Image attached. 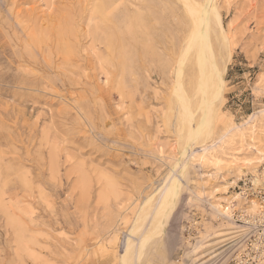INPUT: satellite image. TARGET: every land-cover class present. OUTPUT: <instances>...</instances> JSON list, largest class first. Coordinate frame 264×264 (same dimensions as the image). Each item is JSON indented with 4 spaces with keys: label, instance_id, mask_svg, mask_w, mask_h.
I'll use <instances>...</instances> for the list:
<instances>
[{
    "label": "rangeland",
    "instance_id": "rangeland-1",
    "mask_svg": "<svg viewBox=\"0 0 264 264\" xmlns=\"http://www.w3.org/2000/svg\"><path fill=\"white\" fill-rule=\"evenodd\" d=\"M217 3L231 36L229 49L215 42L219 62L231 55L211 140L220 175L191 159L142 264H203L202 238L238 225L210 203L251 186L248 174L223 191L253 136L264 144V0ZM191 22L182 0H0V264H120L135 213L180 155L175 67ZM258 172L264 185V162Z\"/></svg>",
    "mask_w": 264,
    "mask_h": 264
},
{
    "label": "bare ground",
    "instance_id": "bare-ground-1",
    "mask_svg": "<svg viewBox=\"0 0 264 264\" xmlns=\"http://www.w3.org/2000/svg\"><path fill=\"white\" fill-rule=\"evenodd\" d=\"M182 2L192 21L190 31L182 45L179 62L175 67L176 79L173 94L177 105L178 141L182 144V148L179 150L180 155L177 163L172 166L166 178L140 204L135 213L124 235L121 247H119L121 248L120 264H142L150 242L155 238H164L166 228H168L166 226L169 225V220L173 219L170 217L175 214L173 211L181 199L184 181L189 176L191 159L199 162L201 166L211 165L215 170L211 178L217 179L221 171L220 155L218 157L216 153L212 152L219 141L211 140L214 135L215 114H217L215 106L224 92L225 73L231 55L228 54L227 61L219 62L215 42H219L221 50L229 49L231 36L229 37L225 29L217 0H182ZM221 50L220 52H222ZM220 58L222 59V57ZM190 59L192 62L190 65L192 75L189 76L191 92L185 86V71ZM249 147L253 155L241 158L239 162L236 161L237 179L224 183L223 191L226 195L229 194L230 186H234L237 180H241L248 174L253 176L252 185L254 188L261 186L260 180L263 179V176L259 174L258 167L260 163L264 162V144L258 146L253 136ZM217 191L219 189L212 191V195ZM197 196L203 199L204 194L198 192ZM224 200L226 204L219 200L216 203H210V206L217 215L230 220L234 219L235 222L236 211L253 218L261 211L260 203L255 197H248L246 188ZM240 227L233 223L231 227L218 232L213 239L206 241V244L205 239L202 238L198 247L194 249V253L197 251V254L195 253L197 256L200 254L202 256L196 259L203 261V264H209L211 261L226 257L227 246L233 241V238L237 237ZM99 246L104 247L103 245Z\"/></svg>",
    "mask_w": 264,
    "mask_h": 264
},
{
    "label": "built area",
    "instance_id": "built-area-1",
    "mask_svg": "<svg viewBox=\"0 0 264 264\" xmlns=\"http://www.w3.org/2000/svg\"><path fill=\"white\" fill-rule=\"evenodd\" d=\"M252 184L246 192L248 197L258 200L261 211L254 218L237 212L236 222L241 227L227 246L225 264H264V185L254 188Z\"/></svg>",
    "mask_w": 264,
    "mask_h": 264
}]
</instances>
